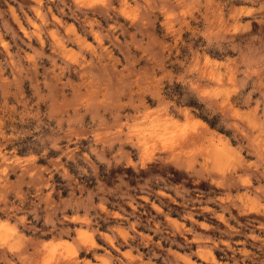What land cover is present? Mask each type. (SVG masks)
<instances>
[{
	"label": "clouds",
	"instance_id": "1",
	"mask_svg": "<svg viewBox=\"0 0 264 264\" xmlns=\"http://www.w3.org/2000/svg\"><path fill=\"white\" fill-rule=\"evenodd\" d=\"M0 264H264V0H0Z\"/></svg>",
	"mask_w": 264,
	"mask_h": 264
}]
</instances>
